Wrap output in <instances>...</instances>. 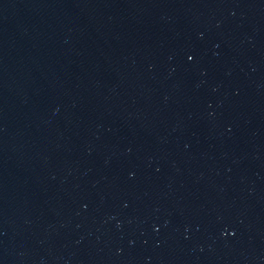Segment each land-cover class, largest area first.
Masks as SVG:
<instances>
[{"label":"water","instance_id":"1","mask_svg":"<svg viewBox=\"0 0 264 264\" xmlns=\"http://www.w3.org/2000/svg\"><path fill=\"white\" fill-rule=\"evenodd\" d=\"M0 264H264V0H0Z\"/></svg>","mask_w":264,"mask_h":264}]
</instances>
